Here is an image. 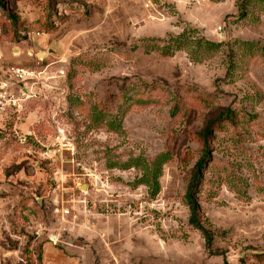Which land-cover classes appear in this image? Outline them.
Listing matches in <instances>:
<instances>
[{
    "label": "rangeland",
    "instance_id": "374dc122",
    "mask_svg": "<svg viewBox=\"0 0 264 264\" xmlns=\"http://www.w3.org/2000/svg\"><path fill=\"white\" fill-rule=\"evenodd\" d=\"M12 66L0 264H264V0H0Z\"/></svg>",
    "mask_w": 264,
    "mask_h": 264
},
{
    "label": "trees",
    "instance_id": "16d2710c",
    "mask_svg": "<svg viewBox=\"0 0 264 264\" xmlns=\"http://www.w3.org/2000/svg\"><path fill=\"white\" fill-rule=\"evenodd\" d=\"M179 43L180 42H177L176 45H179ZM210 45H212V47L218 46V44L214 42L210 43ZM238 119L239 118L237 113L230 112L229 109H226L215 118L208 120L206 127L200 133L201 140L204 146L203 154L195 163L193 169V179L189 185L188 192L186 194L187 204L190 210L189 222L204 236L206 240V247L210 251L214 240L213 231L206 226V221L202 214V206L198 197L200 186L204 177V172L212 159L209 141L213 137V128L224 127L225 125L232 123L235 124Z\"/></svg>",
    "mask_w": 264,
    "mask_h": 264
},
{
    "label": "built area",
    "instance_id": "2783aa9c",
    "mask_svg": "<svg viewBox=\"0 0 264 264\" xmlns=\"http://www.w3.org/2000/svg\"><path fill=\"white\" fill-rule=\"evenodd\" d=\"M9 80L3 79L0 81V110H5L6 107L17 105L18 96H16L9 88V81L24 82L33 77V72L25 67L12 66L8 69ZM27 92V90H26ZM24 95L28 94L23 93Z\"/></svg>",
    "mask_w": 264,
    "mask_h": 264
},
{
    "label": "water",
    "instance_id": "95a60500",
    "mask_svg": "<svg viewBox=\"0 0 264 264\" xmlns=\"http://www.w3.org/2000/svg\"><path fill=\"white\" fill-rule=\"evenodd\" d=\"M41 54H42V55H40V56H44V55H45V53H43V52H42Z\"/></svg>",
    "mask_w": 264,
    "mask_h": 264
}]
</instances>
